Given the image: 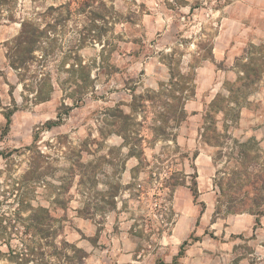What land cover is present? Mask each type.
Returning a JSON list of instances; mask_svg holds the SVG:
<instances>
[{"label":"rangeland","instance_id":"rangeland-1","mask_svg":"<svg viewBox=\"0 0 264 264\" xmlns=\"http://www.w3.org/2000/svg\"><path fill=\"white\" fill-rule=\"evenodd\" d=\"M76 1L0 3V215L22 207L26 218L39 209L47 230L42 241L21 226L0 233V264H15L6 245L20 253L25 239L35 249L22 264H264V224L249 223L240 236L225 228L255 218L227 214L226 201L264 199V150L247 136L264 128V36L248 42L233 65L212 58L217 39L230 33L229 16L245 10L243 0H91L85 13ZM23 20L50 46L41 70L52 91L41 102H26L34 91H23L5 58ZM203 63L212 82L202 100L215 99L197 117L177 121L183 100L156 97L159 83L168 66L196 72ZM116 108L128 118L114 117ZM245 109L258 119L248 129L239 126ZM115 124L145 139L147 162L126 157ZM187 124L198 129L196 139ZM159 125L156 135L179 137L178 153L170 141L150 143ZM197 150L201 188L213 183L210 197L195 200L187 178L164 201L165 181L191 174ZM161 152L163 163L152 157Z\"/></svg>","mask_w":264,"mask_h":264},{"label":"trees","instance_id":"trees-1","mask_svg":"<svg viewBox=\"0 0 264 264\" xmlns=\"http://www.w3.org/2000/svg\"><path fill=\"white\" fill-rule=\"evenodd\" d=\"M11 0H0V3H7ZM91 0H77L78 9L77 11H81L82 13H85V9L89 6ZM0 4V5H1ZM64 6L61 5L60 7L53 8L50 7L49 11L53 12L58 9H63ZM70 6L67 8V13L71 15ZM88 14V13H87ZM20 32L19 34L14 37L11 41L6 43V55L5 58L7 60L8 66L13 69L17 77L19 78V81L21 83L22 89L24 92L34 94L33 96H29V99L26 98V102H41L46 100L49 97V94L52 91L51 83L47 77V75H44V73L41 70L42 63L44 61V58L49 54V43L42 39V31H39V29L35 26V24L27 22L26 20H23L20 24ZM46 38V37H45ZM51 41V40H50ZM40 53V58L38 59L35 56V53ZM171 56V55H170ZM171 59V58H170ZM35 67V68H33ZM76 71L82 72L84 69L83 66L80 64L76 65ZM168 77L165 81L159 83V89L158 92L155 93L156 97H166V98H173V99H182V109L178 113L177 121L180 120L183 121L186 114L184 111V104L187 100L191 99L194 96L195 93V72H184L182 69H173L172 67L168 66ZM174 93L176 96H174ZM177 94L179 96H177ZM25 99V98H23ZM139 99V97H138ZM179 99V100H180ZM140 100L143 101V98ZM7 112L4 113L7 120L9 119V116L13 113L12 110L9 108L6 109ZM112 112H115L114 117L116 118H122L127 119L128 117L126 115L121 114L119 110L116 108ZM206 116V114H205ZM159 124L161 123L159 120L157 121ZM125 127H122V125H116L114 127V133L119 135L122 139L121 148L127 147V154L126 157H134L138 160V166L142 165V163L147 162L146 157L144 155L142 144L145 142V139L137 132L130 133L127 131ZM159 126H153L151 127V130L153 131V142L156 141H170L172 143V147L174 150V153H178L180 150L179 145L176 142V135H171L170 139H167V137H164V133L161 132L158 135H156V131H159ZM155 132V133H154ZM200 138H203V135L200 133ZM228 140L233 141V144H235L236 141H234L231 137L228 138ZM246 143L239 144L237 147L244 148V145ZM214 146H218L217 142ZM161 154V155H160ZM159 155H153V159L156 160L159 163H163L162 159V152ZM243 155V154H242ZM197 156V151L193 153V156L191 158L190 163V169L192 170L191 174H185L184 172H180L178 175H180V179L176 177V173L171 174L167 181H165L164 185V194L168 199L164 198V201H171L173 197V193L177 187L186 186V179L190 178V186L188 187L189 191L192 194V197L197 200L198 199V191L196 187V178L197 174L195 171V167L193 164V159ZM137 166V167H138ZM134 171V169H133ZM177 175V176H178ZM245 185H248L250 187H253L254 182H245ZM217 187L220 189V187L217 185ZM113 198V197H111ZM155 200H158L159 197H155ZM246 202V201H245ZM243 201L237 202L236 200H229L226 201V213L227 214H241L245 211L251 215H254L256 218L255 226L259 225L258 223V217H261L264 215V199H253L245 203ZM109 204H112V207L115 206V202L113 199L109 202ZM248 206V210H245V208ZM24 209L21 207H17L14 209L12 216L8 217L5 215H0V233L7 229H13L14 231L17 230L18 226H21L26 231H29L34 233V235H37L41 241L47 238V230L45 229V226L43 224V218L39 215V209L34 210L33 213L26 218L22 216L24 213ZM255 212V213H252ZM165 220V218H164ZM27 221V222H25ZM27 223V225H25ZM31 230V231H30ZM14 234V232H13ZM25 242L22 244V248L20 249V253L13 252L11 250L9 245L7 246V249L9 250V261H14L15 264H22L24 259H22L24 256H27L30 261V257L33 254L34 247L29 246V239H25ZM42 243V242H41ZM47 244V242H44ZM186 246V242L182 244L180 249H183V247ZM25 261V260H24ZM32 261V259H31Z\"/></svg>","mask_w":264,"mask_h":264},{"label":"crops","instance_id":"crops-1","mask_svg":"<svg viewBox=\"0 0 264 264\" xmlns=\"http://www.w3.org/2000/svg\"><path fill=\"white\" fill-rule=\"evenodd\" d=\"M245 9L241 16L230 15L227 24L230 26V33L225 38H221V35L217 40L219 45L213 48L212 58L214 61H222L226 65H233L236 59L241 56L244 52V47L248 45V42L254 41L256 37L257 40L264 36V0H243L240 4ZM230 8L232 10L238 9V1H235L234 4H230ZM254 33H247V28ZM255 34V35H252ZM226 42V43H225ZM225 43V44H222ZM210 71V67L208 63H203L195 72V93L194 96L187 100L184 104L185 111V119L191 117H197L199 112L203 110V106L209 105L212 100L215 99L211 97L208 101H203V94L207 91V89L211 86V80H208V74ZM204 75V76H203ZM203 78L205 82H203ZM206 102V103H205ZM257 116L249 113L246 109L241 112V117L239 120V126L243 129H248L250 126H255L257 123ZM186 122V121H185ZM262 124V123H261ZM187 130V135L189 139H196L198 137V129H192L191 124H187L185 128ZM249 133L248 137H255L259 141V145L264 150V128H259L257 130L248 129ZM178 136H176V142L178 140ZM178 144V143H177ZM205 157L210 160L209 153L207 151H203ZM201 153L197 150V156L193 159V164L195 167V171L197 174L196 178V187L198 191V198L203 197L207 194L210 197L209 193H206L207 190L212 189V180L208 179L205 181L207 185L210 186V189L201 188V183L199 181L200 170L198 168V164L203 163L202 159L200 160ZM199 162V163H198ZM197 167V168H196ZM206 185V186H207ZM182 187V186H181ZM187 187V186H186ZM177 189V188H176ZM214 194V192H213ZM233 216L234 217H238ZM230 217V216H228ZM243 222H245L242 226H237L233 221H227L226 229L230 230L231 234L246 235L249 234V223L254 224L256 219L252 216H247ZM259 225L264 224V216L258 218Z\"/></svg>","mask_w":264,"mask_h":264}]
</instances>
